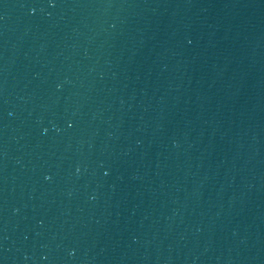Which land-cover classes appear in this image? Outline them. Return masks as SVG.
Returning a JSON list of instances; mask_svg holds the SVG:
<instances>
[{
  "label": "water",
  "instance_id": "1",
  "mask_svg": "<svg viewBox=\"0 0 264 264\" xmlns=\"http://www.w3.org/2000/svg\"><path fill=\"white\" fill-rule=\"evenodd\" d=\"M0 264H264V0H0Z\"/></svg>",
  "mask_w": 264,
  "mask_h": 264
}]
</instances>
